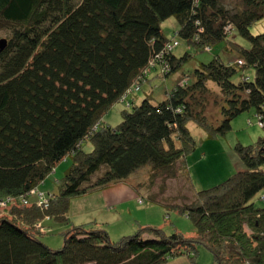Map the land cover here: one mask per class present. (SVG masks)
<instances>
[{
  "label": "trees",
  "instance_id": "obj_1",
  "mask_svg": "<svg viewBox=\"0 0 264 264\" xmlns=\"http://www.w3.org/2000/svg\"><path fill=\"white\" fill-rule=\"evenodd\" d=\"M169 18L171 37L161 26ZM262 19L264 0H0V264H167L182 255L195 264L200 246L212 264H264V207L255 203L264 199V135L235 144L246 169L170 205L190 219L192 236L142 227L112 242L96 220L68 218L73 199L134 188L128 178L145 165L148 195L161 193L157 178L175 176L197 146L189 122L215 138L253 110L264 131V31H250ZM180 41L207 52L225 42L234 57L195 61L163 100L148 94L135 105L153 74L164 79L194 58L173 54ZM210 98L218 124L206 115ZM117 102L125 109L111 126L104 115ZM68 160L54 188H40ZM50 222L65 225L58 249L39 237Z\"/></svg>",
  "mask_w": 264,
  "mask_h": 264
},
{
  "label": "rangeland",
  "instance_id": "obj_2",
  "mask_svg": "<svg viewBox=\"0 0 264 264\" xmlns=\"http://www.w3.org/2000/svg\"><path fill=\"white\" fill-rule=\"evenodd\" d=\"M238 1L222 0L224 4L229 6ZM161 26L164 34L167 37H171L174 28H176V23L173 18H169ZM250 31L252 34L264 31V19L251 25ZM6 35L7 31L1 29L0 37H6ZM232 39L243 46H248L247 41L236 33H234ZM224 45L225 42L217 44L211 52L203 50L195 51L192 48H187V45L183 41H180L179 46L174 49L173 54L179 57L187 51L191 55L194 54V58L190 62L187 61L181 69L164 79L153 74L148 82L143 84L141 90L134 94L136 97L134 104H139L148 94H151L150 98L155 102L163 100L165 91L170 89L177 78L182 77V74L186 73L189 67L191 68L195 64V61L207 62L218 54L222 60L226 61L227 57H234V53L225 52L223 49ZM123 109H125L124 105L117 102L104 115L106 120L104 123L111 126L117 125L121 121V111ZM206 115L209 121L211 120L210 122L218 124L220 112L218 107L213 103L212 98H210L208 103ZM188 127L192 136L197 141V146L182 162L177 163L175 176L166 178L165 175H162L157 178L153 189L156 192L165 186L161 193L148 195V172L150 167L149 165H145L136 170L128 178L129 183L133 184L134 188L125 186L128 191L134 193L132 200L122 201L124 193L120 192L118 195L119 203L103 209L102 213L96 212L93 215L92 219L96 220V226L105 229L112 242H117L124 235H132L142 227L159 228L166 235L173 232H179L185 236L194 235V227L190 219L170 205H181L190 202L195 197L196 190L210 188L221 183L233 173L246 169V166L234 150L235 144L239 142L243 146H256L258 138L264 135V131L258 125L253 110L242 112L233 118L230 130L223 136L208 138L204 130L192 122L188 123ZM90 149V143L84 142L83 150L89 151ZM60 163L61 166L58 167V165V168L56 167L57 171L54 170L50 174L49 179L46 180V184L41 185L40 188H54L55 180H58L63 175L64 169L68 167L70 161H62ZM180 165H182L181 168ZM117 187H123V185L120 184ZM140 198L142 201H139ZM255 200L257 206L264 207V199L257 198ZM75 217L71 210L68 215L69 221L79 220ZM35 226L38 230L40 229L39 223ZM49 226L48 228L50 229L44 232L45 234L39 236L40 240L50 248L58 249L63 243L61 231L64 230L65 225L50 222ZM246 230L248 231V229ZM143 237L151 238L152 236L144 234ZM170 259L168 263L170 262L171 264H193L192 260L186 255ZM195 259V264H212L210 252L201 246L198 248Z\"/></svg>",
  "mask_w": 264,
  "mask_h": 264
},
{
  "label": "crops",
  "instance_id": "obj_3",
  "mask_svg": "<svg viewBox=\"0 0 264 264\" xmlns=\"http://www.w3.org/2000/svg\"><path fill=\"white\" fill-rule=\"evenodd\" d=\"M117 186H120V184L107 188V190L104 189L91 195L73 199L71 201L72 214L76 216L75 218L79 219L73 221L76 223L89 222L90 220H92L93 215L96 214V212L102 213L103 209H106L113 204L119 203L120 200L118 198V195L120 194V192L124 193L122 201L133 199L134 193L132 191H128L125 185H123V187ZM167 264L171 263L169 262Z\"/></svg>",
  "mask_w": 264,
  "mask_h": 264
},
{
  "label": "water",
  "instance_id": "obj_4",
  "mask_svg": "<svg viewBox=\"0 0 264 264\" xmlns=\"http://www.w3.org/2000/svg\"><path fill=\"white\" fill-rule=\"evenodd\" d=\"M6 39L5 38H0V52L6 47Z\"/></svg>",
  "mask_w": 264,
  "mask_h": 264
}]
</instances>
